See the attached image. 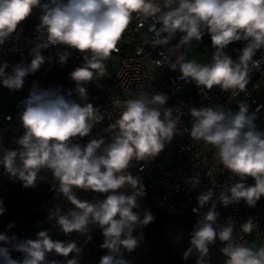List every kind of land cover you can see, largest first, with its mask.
I'll use <instances>...</instances> for the list:
<instances>
[{
  "label": "clouds",
  "instance_id": "9594fccd",
  "mask_svg": "<svg viewBox=\"0 0 264 264\" xmlns=\"http://www.w3.org/2000/svg\"><path fill=\"white\" fill-rule=\"evenodd\" d=\"M36 7L42 9L36 29L41 35L30 50L31 60L11 64L0 61V84L13 91L22 89L28 77L51 62L52 58L41 51L50 46L78 50L84 63L69 74L75 89L67 94L59 87H33L20 114L25 132L16 141L15 150H2L0 165L9 179L22 181L25 188L36 186L42 178L41 171L50 172L57 181L56 191L72 208L66 213L59 207L50 210L48 219H55L65 235L75 232L84 236L86 242L92 240L91 228H99L103 235L99 247L107 250L99 264H129L124 252H133L142 241V236L133 233L153 222L155 216L146 208L139 210V201L146 195L145 186L128 169L134 161L154 160L164 150L180 133L178 118L174 109L164 107L167 95L140 92L123 101H112L121 111L110 125L114 133L110 143L103 137L91 139L86 145L74 143L75 138L88 136L103 120L101 110L86 102L84 85L107 75L106 62L119 50L117 44L129 23L138 17L152 22L156 45L168 43L177 32L182 33L177 47L191 45L194 40L201 41L207 32L215 49L210 63L186 60L181 55L169 66L180 71L181 79H190L202 90L218 86L237 95L246 90L249 74L264 63V57L253 59L264 48V0H49L43 5L41 0H0V45L9 40ZM236 41L247 43L234 60L225 49ZM69 55L68 51L58 54L59 63H66ZM73 91L81 102L72 98ZM190 115V136L211 145L218 165L241 182L227 186V192L221 191L215 201L211 188L198 195V206L192 209L198 219L190 233L191 246L183 258L187 260L195 252L199 257L197 264H203L209 245L218 238L225 243L221 249L226 257L224 264H264V246L235 243V221L228 218L218 223L216 211L218 203L228 207L241 200L255 207L264 196V131L257 130L256 116L249 114L247 103L239 104L237 112L219 106L193 107ZM248 177L255 181L253 185L243 182ZM188 183L196 188L200 184L199 173ZM126 185L133 190L131 194L120 191ZM75 189L104 194L105 198L81 200ZM206 205H210L208 210L202 212ZM5 211L0 200V215ZM13 226L9 224L8 228ZM240 227L251 233L256 224L250 217ZM0 242L23 254L22 260L12 259L10 248L2 246V264H79L82 253L76 242L53 240L46 230L38 232L35 240L23 241L0 233ZM53 254L65 260H49Z\"/></svg>",
  "mask_w": 264,
  "mask_h": 264
},
{
  "label": "built area",
  "instance_id": "2783aa9c",
  "mask_svg": "<svg viewBox=\"0 0 264 264\" xmlns=\"http://www.w3.org/2000/svg\"><path fill=\"white\" fill-rule=\"evenodd\" d=\"M66 2V0H65ZM49 3V0H41V4ZM42 9L36 7L31 15L21 22L9 40L0 45V61L6 60L10 64L18 63L23 59L30 62V50L38 43L41 33L37 32V26L41 23ZM159 28V25H156ZM167 35V34H162ZM182 33L177 32L166 44L156 45V32L152 29L150 20H142L138 17L129 23L117 44L116 55L118 60L111 75L100 81H91L84 85L87 89V101L99 108L103 114L101 123L96 124L88 136L80 138L81 145H86L91 139L103 137L106 143L111 142L114 134L110 125L119 118L121 109L112 101L126 100L137 96L140 92L149 94L161 93L168 97L164 107L174 109V115L178 118L180 133L174 135L164 150L154 159L149 161L133 162L134 174L143 180L148 201L144 208L148 209L157 218L165 212H185L198 206L197 197L200 193L211 188L214 191L213 201L221 191L227 192V186L241 182L238 176L233 175L218 165L213 159L215 149L203 141H196L190 136L192 117L190 109L206 107L220 102L223 98H233L242 93L248 105L249 114H255V121H264V96L257 95L259 76L264 71V63L260 69L253 70L246 90L232 95L231 91H222L218 86L211 90H202L192 84L190 79H181L180 71H174L169 64L176 61V50L181 49L185 54L189 49L201 50L202 54L211 62L215 49L212 47L210 35L205 32L201 41H192L191 45L177 47ZM236 43V42H235ZM234 42L226 47L225 52L236 60L246 41L241 48H237ZM45 57H51V62H46L33 76L28 77L20 90L11 92L12 101L7 106L5 113L0 115V156L3 149L15 150L16 141L24 134L25 129L21 123L20 114L24 110V101L29 97L34 86L40 88H61L64 94L75 89V82L71 80L70 73L83 65V54L78 50L69 49L66 46H50L42 49ZM68 51L70 53L66 63L58 61V54ZM264 57V48L257 51L253 57L259 60ZM169 60L168 63L158 64ZM0 84V95L5 89ZM10 98V99H11ZM73 99L81 102L73 91ZM196 173H199L200 184L192 188L188 181ZM41 179L35 187L25 188L22 181L9 179L2 165H0V200L3 201L5 212L22 213L27 205L44 201L57 186V181L48 171H41ZM247 185H253L255 181L248 177L243 181ZM77 197L81 200L92 201L104 199V194L78 189ZM210 205H206L201 211H207ZM59 207L62 213L68 212L72 205L65 199L60 204L48 207L32 225L22 228L18 240L37 238V233L46 230L53 240H72L82 248L79 264H99L100 258L107 254L106 249L99 246L103 243V235L99 228L93 226L90 231L92 240L86 242V238L75 232L65 235L56 224L55 219H48L50 210ZM219 213L218 223H224L228 218L235 221L233 241L238 244L252 246L248 239V233L241 230L240 225L248 218H253L262 239L264 231L261 221L264 218V204L259 200L255 207H249L243 200L238 204L224 207L217 204ZM4 212V213H5ZM195 214V213H194ZM2 215H0V218ZM152 222L146 227L137 229L133 234L146 236ZM142 242V241H141ZM140 242V243H141ZM225 243H221V249ZM70 254V257L71 258ZM223 255V253H222ZM226 259V257L223 255ZM23 254L21 253V260ZM49 260L64 261V257L58 255L48 256Z\"/></svg>",
  "mask_w": 264,
  "mask_h": 264
},
{
  "label": "trees",
  "instance_id": "16d2710c",
  "mask_svg": "<svg viewBox=\"0 0 264 264\" xmlns=\"http://www.w3.org/2000/svg\"><path fill=\"white\" fill-rule=\"evenodd\" d=\"M236 42H237L236 43L237 48H241L245 43V41H236ZM175 71L178 72L179 70L176 69ZM73 142L81 145V141L78 137L75 138ZM134 176L136 175L134 174ZM56 187L53 190V192L44 201L27 205L22 213L5 212L1 217L3 223L0 226V233L6 234L9 237L15 236L19 238L22 228L32 225V223H34L36 219H38L40 215L48 207L62 203L65 200V197L56 191ZM74 191L76 194L78 192V189H75ZM147 201H148V195L146 192V195L142 197L141 200L139 201L140 203L139 210H141L146 205ZM197 219H198L197 215L190 211H185L180 213L165 212L159 215L157 218H155V220L152 222L149 229L147 230L146 236L144 237L143 240L154 235L157 231L173 225L184 227L192 231ZM9 224H13L14 226L8 228ZM221 243L222 242L217 238L215 243L209 245V251L207 255L203 258V264H224L226 259L223 257L221 252ZM2 246H7L10 248V255L12 259L21 260V253L12 249L11 245H4L3 242H0V247ZM127 254L128 252L125 251L124 258L126 257ZM198 258L199 257L196 256L190 259L188 262H185V259H183L181 260V264H197ZM0 264H2V261H0Z\"/></svg>",
  "mask_w": 264,
  "mask_h": 264
},
{
  "label": "rangeland",
  "instance_id": "374dc122",
  "mask_svg": "<svg viewBox=\"0 0 264 264\" xmlns=\"http://www.w3.org/2000/svg\"><path fill=\"white\" fill-rule=\"evenodd\" d=\"M196 50L189 49L185 54L181 49L176 50V59L183 55L186 60L193 59L191 55ZM116 62V56L111 55L107 64V75L102 77H108L113 71V67ZM102 78L95 80L100 81ZM14 92L5 88L0 95V115L6 112L7 106L12 101L10 93ZM11 98V99H10ZM134 176V170L128 169ZM125 193L131 194L132 189L129 186H125L120 189ZM3 220L0 218V226ZM190 233L191 230L180 226H169L157 231L154 235L148 237L139 244V246L131 253H128L125 257L129 261V264H181L183 260L184 252L191 246L190 245ZM198 256L197 253H193L185 262Z\"/></svg>",
  "mask_w": 264,
  "mask_h": 264
},
{
  "label": "crops",
  "instance_id": "0c3cea01",
  "mask_svg": "<svg viewBox=\"0 0 264 264\" xmlns=\"http://www.w3.org/2000/svg\"><path fill=\"white\" fill-rule=\"evenodd\" d=\"M191 55H193L194 58L190 59V60H196L197 62H199L201 64H207L208 63V58L202 54V51L200 49L196 50ZM114 56H116V55H114ZM117 60H118V58L116 56L115 65L117 63ZM115 65H114V67H115ZM108 77L102 78L101 80L106 79ZM192 84L194 86H197L195 84V82H193V81H192ZM258 84L259 85H258V89L256 92H257L258 96L262 97V96H264V71H262L260 76H259ZM244 102H245V97L242 93H240L233 98L225 97L220 102L210 104L206 107L219 106V107H222L223 109H225L226 111L230 110L232 112H237L239 110V104L244 103ZM254 123L256 125L257 130L264 131V121H255L254 120ZM213 159L218 164L217 158H216V151H214V153H213ZM260 201L262 202V204H264V196L261 197ZM261 228H262V231H264V218H262V221H261ZM248 239L251 242L253 247L259 248L261 246H264V239H262L258 230L255 228L253 229V231L251 233H248Z\"/></svg>",
  "mask_w": 264,
  "mask_h": 264
}]
</instances>
